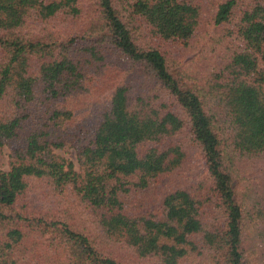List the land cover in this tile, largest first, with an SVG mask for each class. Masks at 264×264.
<instances>
[{"label":"trees","instance_id":"1","mask_svg":"<svg viewBox=\"0 0 264 264\" xmlns=\"http://www.w3.org/2000/svg\"><path fill=\"white\" fill-rule=\"evenodd\" d=\"M3 146L0 264H264V0H0Z\"/></svg>","mask_w":264,"mask_h":264},{"label":"rangeland","instance_id":"2","mask_svg":"<svg viewBox=\"0 0 264 264\" xmlns=\"http://www.w3.org/2000/svg\"><path fill=\"white\" fill-rule=\"evenodd\" d=\"M85 106H87L86 104H84ZM88 108V106H87ZM185 134V133H184ZM54 152L56 154H58L59 156L72 161L75 165V168L78 169V162H77V157L76 154L74 152V150L72 148H63V149H54ZM8 153H9V148L6 146H3L0 149V169L6 170L8 169ZM247 166V167H246ZM244 166L245 168V172L246 174H243L242 176V180L241 183L242 186H245V188L247 187H255L256 185H258V183H260V177H261V172H262V168L264 167V161L262 159H257L254 160L250 165H246ZM192 172H188L184 175V178L187 182H190L192 180ZM166 182L168 184H170V180L169 178L166 180ZM173 183V180L172 182ZM168 184H162V185H158L157 187H155V192H163L164 190H166L168 187H170V185ZM28 196H33L35 197V193L31 192L28 189Z\"/></svg>","mask_w":264,"mask_h":264}]
</instances>
